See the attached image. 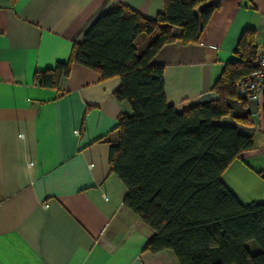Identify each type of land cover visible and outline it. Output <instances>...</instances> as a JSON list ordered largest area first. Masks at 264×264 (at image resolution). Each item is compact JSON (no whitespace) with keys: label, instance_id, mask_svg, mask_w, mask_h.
Returning a JSON list of instances; mask_svg holds the SVG:
<instances>
[{"label":"crops","instance_id":"0c3cea01","mask_svg":"<svg viewBox=\"0 0 264 264\" xmlns=\"http://www.w3.org/2000/svg\"><path fill=\"white\" fill-rule=\"evenodd\" d=\"M217 5L198 42L168 44L151 59L163 66L166 102L178 111L214 98L211 86L245 30L264 49V0ZM145 18L164 0H0V264H178L170 250H144L151 229L123 204L126 188L110 171L126 101L117 77L72 63L54 88L34 74L65 62L93 20L112 4ZM145 36L134 43L146 44ZM217 120L251 134L253 148L223 172L242 204L264 201V97ZM248 114L251 125L233 117Z\"/></svg>","mask_w":264,"mask_h":264},{"label":"trees","instance_id":"16d2710c","mask_svg":"<svg viewBox=\"0 0 264 264\" xmlns=\"http://www.w3.org/2000/svg\"><path fill=\"white\" fill-rule=\"evenodd\" d=\"M211 1L164 0L154 18L112 4L72 45L68 60L36 72L34 84L56 87L72 63L119 79L113 96L132 114L118 116L108 161L126 188L123 204L152 231L144 250H170L178 264H264V201L242 204L221 180L253 148L252 135L217 122L230 115V101L250 103L236 83L255 69L254 31L240 36L236 58L211 86L214 98L181 111L166 102L163 66L151 63L164 45L198 42L217 7ZM138 36L147 38L142 47L134 43ZM233 118L252 124L248 114Z\"/></svg>","mask_w":264,"mask_h":264},{"label":"built area","instance_id":"2783aa9c","mask_svg":"<svg viewBox=\"0 0 264 264\" xmlns=\"http://www.w3.org/2000/svg\"><path fill=\"white\" fill-rule=\"evenodd\" d=\"M255 69L236 83L239 96L249 102H259L264 97V49L254 56Z\"/></svg>","mask_w":264,"mask_h":264}]
</instances>
